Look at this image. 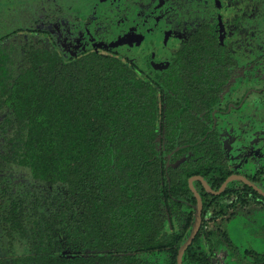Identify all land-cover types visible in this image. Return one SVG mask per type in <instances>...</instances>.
I'll use <instances>...</instances> for the list:
<instances>
[{"label": "trees", "instance_id": "obj_1", "mask_svg": "<svg viewBox=\"0 0 264 264\" xmlns=\"http://www.w3.org/2000/svg\"><path fill=\"white\" fill-rule=\"evenodd\" d=\"M201 32L206 47L209 33ZM21 53L12 65L0 48V111H8L0 122V172L26 170L56 190L39 198L28 184L4 181L0 231L22 249L0 264H155L148 255L161 250L176 264L192 224L181 207L196 206L188 178L200 174L218 190L229 174L217 139L203 124L179 121L184 109L171 111L132 62L111 50L65 57L40 41ZM162 110L163 153L155 132ZM199 194L203 214L232 195L228 186ZM198 237L182 264H216L196 245ZM257 255L264 261V253Z\"/></svg>", "mask_w": 264, "mask_h": 264}, {"label": "rangeland", "instance_id": "obj_2", "mask_svg": "<svg viewBox=\"0 0 264 264\" xmlns=\"http://www.w3.org/2000/svg\"><path fill=\"white\" fill-rule=\"evenodd\" d=\"M212 20H218L222 41L237 61L236 75L225 88L220 106L250 89L240 110L213 115L224 143L235 147L232 153L234 161L240 162L238 170L252 172L264 167V0H0V48L16 65L28 43H53L69 57L80 47L113 39L143 71L154 75L164 66L166 49L175 41L174 22H179L184 34ZM36 28L48 34L37 35ZM7 113L0 111V122ZM5 180L28 184L39 198L56 190L32 179L26 170L1 171L0 187ZM233 195L235 201L225 198L220 206L212 202L201 213L196 245L214 255L217 264H264L256 260L257 254L264 253V200L244 199L241 190ZM212 209H221V216L213 217ZM187 211L192 213L188 236L196 213L194 207ZM21 249L18 243L10 245L0 231V258ZM158 256L164 261L162 254Z\"/></svg>", "mask_w": 264, "mask_h": 264}, {"label": "flooded vegetation", "instance_id": "obj_3", "mask_svg": "<svg viewBox=\"0 0 264 264\" xmlns=\"http://www.w3.org/2000/svg\"><path fill=\"white\" fill-rule=\"evenodd\" d=\"M179 25V22H174L173 27H171L175 41L166 49L168 54L164 66L154 75L151 73V71L148 73L143 71V69H141L133 60V58L127 53L126 48H121L118 45L115 46V44L112 42L113 39L110 40L103 38V41L97 42L88 47H80L78 51L92 47L105 48L132 62L138 74L143 76L154 87L157 96L163 101L169 100L171 111L175 110L176 112L178 108L184 109L182 111L183 113L178 115L179 121H182L183 119L184 121L191 124H203L207 127L208 132H211L217 139L220 154L226 165V171L229 173L225 180L231 176H236V178L230 179L225 185L230 187V192L232 195L229 197L228 195H225L223 199L231 197V201H235L236 199L234 198L233 193L235 194V192H238V190H241L244 199L246 197H252L256 200L262 199L255 197L251 192L245 189L244 184L251 187L253 190H255L253 186H256L264 192V167L252 172L238 170L240 162L237 163L234 161L236 155L234 156L232 153V150H235V147L232 146L231 143L230 145L224 143L225 139L222 137L219 131L216 116H214L215 113L228 116L231 115L232 111L240 110L244 106L245 99L248 97L250 92V89H248L238 100L236 99L234 101H228L223 107L220 106L225 94V88L230 84V81H232L233 77L236 75L235 66L237 61L229 46L222 41L223 35L221 33L219 22L218 20L200 22L194 28L184 34H181ZM204 29L209 33L207 36L209 45L206 47L200 44L202 43V40L206 39L202 32L199 33L202 30L204 32ZM130 40L133 42L136 40L134 35L130 36ZM260 90L262 89H258V91ZM187 98L189 100H187ZM164 115V110H162L161 113H158L156 118L157 127L155 129L156 141H159V144L156 145L162 153V143L164 141L165 133V129L163 127V124L165 123ZM180 147L182 146H176V149L174 150H177ZM230 147H232V149ZM174 150L167 154L168 158L173 154ZM193 176H201L205 181L204 177L200 174H194L190 177ZM238 176L246 178L252 185L245 183ZM192 183L198 193L200 192L201 188L212 193L211 191L205 189L204 185L199 179H194ZM206 184L210 188L209 184ZM211 190L217 191L213 189ZM185 203L191 205H184L181 207L183 213L187 214L190 213L187 211V208H195V206L188 201H185ZM190 215L192 217V213H190ZM166 229L170 231L169 226L166 227ZM159 254L163 255L164 261H161L158 256ZM211 256L215 257L214 255ZM148 257L151 259V261L155 262V264H168V256L163 250L156 251L154 254L148 255Z\"/></svg>", "mask_w": 264, "mask_h": 264}, {"label": "water", "instance_id": "obj_4", "mask_svg": "<svg viewBox=\"0 0 264 264\" xmlns=\"http://www.w3.org/2000/svg\"><path fill=\"white\" fill-rule=\"evenodd\" d=\"M241 180H243L245 183L249 184V185H252L246 178L242 177V176H238ZM232 178H236V176H231L229 178H227L223 183L222 185L220 186V188L217 190V191H212L208 186L207 184L205 183V181L203 180V178L201 176H193V177H190L188 179V184H189V187L193 193V195L195 196L196 198V206H195V218H194V223H193V226H192V229L190 231V233L188 234V236L186 237V239L182 242V244L180 245V247L178 248V251H177V255H176V263L177 264H181V259H182V255L184 253V251L186 250V248L191 244L193 238L195 237L196 233L198 232L199 230V226H200V222H201V213H202V199L199 195V193L196 191V189L194 188L193 186V180L194 179H199L202 184L204 185L205 189L208 190V191H211L212 193L214 194H219L223 188L225 187L226 183L232 179ZM253 188L258 191L261 195L264 196V192L262 190H260L258 187L256 186H253Z\"/></svg>", "mask_w": 264, "mask_h": 264}]
</instances>
